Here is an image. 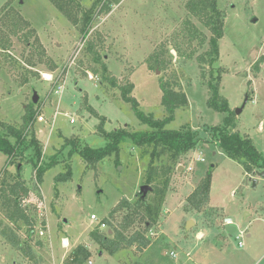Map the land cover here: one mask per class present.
Instances as JSON below:
<instances>
[{"label":"rangeland","instance_id":"374dc122","mask_svg":"<svg viewBox=\"0 0 264 264\" xmlns=\"http://www.w3.org/2000/svg\"><path fill=\"white\" fill-rule=\"evenodd\" d=\"M9 1L0 0V33L10 41L8 50L0 49V136L9 137L14 143L13 132L23 129L26 109L38 111L26 144L32 139L37 141L41 151L39 166L54 161L55 164L45 173L43 181L38 182L32 162L36 161L33 149L25 152L23 158L10 159L8 167H5L8 156L0 152V191L3 182L7 185L13 182L11 178L18 175L21 167L22 184L17 197L22 203L26 201L35 222L33 226L14 224L0 205V233L4 227L13 229L23 243H30L36 254V260L31 262L11 248V244L6 248L7 241L0 234V263L71 264L72 252L84 246L91 253L85 264L89 261L93 264H250L255 255H249L247 234L243 239L246 245L240 248L238 232L231 235L223 228L224 211L235 225L240 221L239 231L244 230L251 219L244 221L242 210L245 209L241 207L262 201L264 204V180H260L257 188L253 187L243 165L227 156L212 131L213 127L223 125L227 114L218 113L207 104L212 97L211 74L208 65L201 64L198 57L209 50L212 34L188 10L190 0H77L83 10L91 11L93 18L85 40L80 31L82 22L75 26L50 0H13L12 10L31 23L35 34L29 35L32 31L29 28L20 29L16 35L11 33L6 18L16 14L2 9ZM105 2L111 4L109 14L101 10ZM217 4L224 25V36L219 41L220 60L215 65L222 74L220 94L234 112L248 98L242 113L231 119L235 124L230 131L252 138L258 151L264 154V133L258 127L259 121L264 122V62L259 68L256 66L264 56L261 53L264 0H217ZM26 35L28 41L24 40ZM89 42L107 65L108 76L117 80L118 87L134 85L131 95L143 112L153 114L156 119L167 115L161 104L162 80L178 82L187 95L188 105L176 111L175 120L166 129L177 131L189 125L197 135V147L178 155L158 148L153 156L152 148L136 146L127 139L121 145L119 157L112 155L94 166L79 154L69 157L76 143L80 148L97 149L106 145L99 129L101 117L105 119L106 132L152 131L135 117L131 106L123 101L120 89L103 81L101 65L93 62V55L87 50ZM163 51L168 65L157 69L150 57ZM52 64L57 66L54 71L50 69ZM93 70L98 74L94 75ZM46 75L51 79H46ZM35 95H38L37 103L33 102ZM40 117L43 122L39 121ZM238 121L249 135L241 133ZM152 160L159 177L149 185L152 188L146 196L149 213L144 210L143 218L138 217L125 232L128 237L143 233L150 245L144 251L134 246L114 256L106 253L100 257V246L90 234L108 220L109 226L101 233L114 237L109 230L120 227L129 211L119 209L110 216L111 212L124 199L135 205L141 196L140 188L148 185L146 179ZM68 168L72 178L57 183L56 177L67 173ZM168 168L171 174L165 176L162 173ZM210 169L212 203L220 208L209 203L201 212L191 210L188 199ZM167 179L169 185L164 195L155 194L154 186L163 187ZM92 215L97 216L93 223ZM186 218L196 221L189 230ZM251 225V229L262 228L263 221ZM199 231L208 233L204 238L199 233L197 239ZM216 233L229 241V250L201 242L214 241L218 237ZM64 240L68 241V248L63 246ZM4 248L8 250L5 252ZM172 251L177 253L174 259Z\"/></svg>","mask_w":264,"mask_h":264},{"label":"trees","instance_id":"16d2710c","mask_svg":"<svg viewBox=\"0 0 264 264\" xmlns=\"http://www.w3.org/2000/svg\"><path fill=\"white\" fill-rule=\"evenodd\" d=\"M50 2L75 26H79L80 22H82L80 31L83 34V39H87L93 21V18L90 16L91 11L83 10L77 0H50ZM12 3L13 0L9 1L2 8L10 9V12H14L16 14V17H11L9 19L6 18V22H8L6 27L11 33L15 35L20 29L29 28L32 30L29 32V35H34L35 30L32 28L31 23L22 17L18 11L15 12L12 10L14 9L12 7ZM110 5L111 4L109 2L103 3L101 9L102 12L109 14L111 11ZM187 8L191 14L197 17L204 27L207 28L212 34V37L209 40V50L203 56L198 57V61L201 64L208 65L210 69L211 80L209 83V89L211 91L212 97L207 103L208 107L218 113L227 114V116L224 118L223 125L213 127L212 131L214 135L217 136L219 145L227 154V156L243 165L245 173L248 175H253L256 171L264 170V155L258 151L250 138L243 137L238 132L232 133L230 131V129L235 124L234 120L231 121V119L236 113L231 110L227 99L223 98L220 94V82L222 80V74L221 71L215 67V65L220 60L219 41L224 36V25L221 21L222 14L218 8L217 0H190ZM80 14L81 18L79 17ZM16 21H18V23H16ZM29 35L25 36V41H28ZM203 43L204 41L201 42V44ZM9 47L10 41L8 40L7 36H4V33H0V49L5 48L8 50ZM176 48L177 51L181 53L180 48ZM87 50L93 55V62L97 65H101L103 81L108 82L114 88H117V80L111 76H108V67L106 64L102 63L101 55L95 50V45L89 42ZM163 54H165L164 51L162 54L156 53L150 57V60L154 63V66L157 69H165L168 65ZM263 62L264 56L256 62L257 68H259ZM56 68V64H52L50 66L52 71H54ZM93 74L97 75L98 71L93 70ZM118 88L121 91V97L123 101L131 106L135 117L142 124L148 125L152 131L129 132L126 129H120L106 132L104 129L105 119L104 117H101L100 119L102 122L99 125V129L105 138L106 145L97 149L88 146L80 148L75 142L76 144H73L74 147L69 152V157L79 154L84 160L94 166L112 155L119 157L121 145L127 139H130L136 146L152 148L153 156L155 155V152L158 148L171 150L178 155L181 153H187L197 147L199 142L197 135L193 130H191L189 125H185L182 127V129L177 131L166 129V127L175 120L176 111L185 108L188 105L187 95L180 89L181 86L178 82L170 83L169 81L164 82L163 80L161 82V90L163 93L161 104L165 108L167 114L164 119H156L153 114H147L141 110L139 102L131 95L134 90V85L127 84L125 86H119ZM37 114L38 111H35L32 108L26 109L23 129L13 132L12 137L15 138L16 141L13 143L9 137L0 136V152L8 156V163L5 166L8 167L11 163L10 159H15L17 156L23 158L25 152L33 149L35 152L34 156H36V161H32L36 170L35 175L38 182H42L45 173L54 167L55 161L48 163L45 166H39L37 162L41 157V151L37 141L32 139L26 144L27 135L29 134L28 132H30V130L33 128L36 122ZM3 172L4 170L2 173ZM21 173L22 168L18 167V175L14 178H11L13 182L8 183V185L7 183L5 184V182H3L4 185H2L0 191V205L6 210V218L12 223L17 224L18 222H22L28 226H33L35 224L33 216L27 212L28 209L24 207L22 202L19 201L17 197L19 187L22 184L20 182ZM162 174L169 176L171 174V170L169 168L164 169ZM158 175L159 171L153 165L152 160L148 169L146 183L148 185L155 183L158 180ZM71 178L72 171L70 168H68L67 173L60 174L56 177V182H68ZM168 185L169 179L164 181L163 187L155 185L153 192L157 195H164ZM211 186L212 170L210 169L207 172L206 177L201 181L200 185L188 199V205L191 210L201 212L208 206L210 202ZM119 209H126L129 211V214L124 217L120 227L112 229L114 232V237L110 238L106 235H103L97 228L90 234L91 239L100 246L101 252L106 251L112 256L121 250L134 246H137L139 250L144 251L150 245V240L147 239V237H145V235L141 232H136L130 237H128L125 232H127L128 229L137 221L138 217L141 218V214L144 210H149V205L146 201V198H143L142 195L139 196L135 205L124 199L111 212L110 216H113L114 213ZM103 223H107L108 225L110 224L108 220L104 221ZM145 226L147 229H149L147 222H145ZM0 234L9 244L13 246V248L19 251L24 258L30 260L31 262L36 260V254L29 245L30 243H23L13 229L4 227ZM38 245L41 246L42 243L38 242ZM90 257L91 253L86 247L78 246L77 249H75L70 255V260H73L71 264H85V262H87Z\"/></svg>","mask_w":264,"mask_h":264},{"label":"crops","instance_id":"0c3cea01","mask_svg":"<svg viewBox=\"0 0 264 264\" xmlns=\"http://www.w3.org/2000/svg\"><path fill=\"white\" fill-rule=\"evenodd\" d=\"M261 53L262 54H264V46H263V48H262V51H261ZM258 56V54L256 55V57ZM263 66H264V63H263V65H262V69H263ZM261 77V76H260ZM259 77V78H260ZM229 102V101H228ZM230 105V104H229ZM231 107V106H230ZM246 107V106H245ZM232 108V107H231ZM232 110V109H231ZM170 125V124H169ZM237 125H238V127H239V129H240V131H241V133L243 134V133H245V134H247V135H249V133L248 132H245L244 130V128H243V126H242V124L240 123V121H238V123H237ZM258 127H259V131H262L263 133H264V122L263 121H259V124H258ZM252 141H253V143H254V140L252 139V138H250ZM254 145H255V143H254ZM256 147V146H255ZM257 148V147H256ZM260 152V151H259ZM261 153V152H260ZM262 154V153H261ZM262 155H264V154H262ZM200 159L201 160H203V161H205V159H203L201 156H200ZM259 171H263V170H259ZM244 174H246L247 175V177H248V174L247 173H244ZM249 176H252V177H255L254 176V174L253 175H249ZM257 178V183H256V187L255 188H257L258 187V183L260 182V180H264V179H261V178H258V177H256ZM250 180H251V178H250ZM249 180V181H250ZM212 185H213V182H212ZM212 190H213V186H211V192H210V206L211 207H216V208H220V207H217V206H215L214 205V203H212V196H211V193H212ZM244 203H247V202H244ZM257 203V204H256ZM254 205L251 203L250 205H242L243 207H241V209H245V210H242V212L245 214V217H244V221L246 222V221H248L249 219H251V220H249V223H248V225L247 226H245V232H246V237H247V239L250 241V246H249V249H248V251H249V255H255L254 256V259L256 260L257 259V261H255L254 259L251 261V263L250 264H259V262H263V264H264V204H263V201L262 202H256ZM247 207V208H246ZM260 208H262V210H259ZM187 212V211H186ZM188 213V212H187ZM224 215H226L225 217H224V219H223V221H225V219H231L233 222H234V220H233V218L231 217V216H229V214H228V212L227 211H224ZM97 217V216H96ZM261 219H262V221H263V226H262V228H260V227H258V226H256V227H254L253 229H251L253 226L251 225L253 222L255 223V222H260L261 221ZM185 221H193L192 219H188V218H186L185 219ZM91 222L93 223V222H95V221H92V219H91ZM244 222V223H245ZM243 223V222H242ZM194 224H196V221H193V225ZM241 225L242 224H240V221H239V223L237 224V225H235V227L237 228V229H240L239 227H241ZM226 227H228V226H226L225 224L223 225V228H224V230L226 231ZM249 228V229H248ZM250 230V231H249ZM222 232V231H221ZM109 233H111V231H109ZM114 232L112 231V233L111 234H113ZM199 233H201V234H203V237L202 238H204L205 237V235H207V233L208 232H198V235H197V239H199ZM236 233V232H235ZM234 233V234H235ZM229 234V233H228ZM219 234L218 233H216V235H215V237L216 236H218ZM65 241V240H64ZM198 241V240H197ZM201 242H204V243H209L210 245H212V246H214V247H217V248H221V250H222V248H224V249H228V247H229V241L228 240H226L225 238H223V236H221V237H217V238H215L214 239V241L213 240H210V239H205L204 241L202 240ZM244 242V241H243ZM245 243H244V246H242V247H240L239 246V243H238V246L240 247V248H244L245 247ZM6 248H8V247H10L11 245L7 242V245L5 244L4 245ZM68 247H69V243H68ZM11 248H13V246H11ZM5 249V248H4ZM8 249H5L4 251L6 252ZM229 250V249H228ZM2 252V251H1ZM15 252H16V250H15ZM107 252H100L98 255L100 256V257H102V256H104L105 254H106ZM108 254V253H107ZM171 254V256L173 257V259L174 258H176L177 257V253H175V252H171L170 253ZM173 254V255H172ZM19 258H20V256H18ZM7 259V258H6ZM1 264V263H0ZM88 264H93V261H89L88 262Z\"/></svg>","mask_w":264,"mask_h":264},{"label":"water","instance_id":"95a60500","mask_svg":"<svg viewBox=\"0 0 264 264\" xmlns=\"http://www.w3.org/2000/svg\"><path fill=\"white\" fill-rule=\"evenodd\" d=\"M34 103H37L38 102V95H35L34 96V100H33ZM248 103V98H246L243 106L240 108V109H236V114L237 115H240L244 109V107L247 105ZM254 176L255 177H251V180L253 181V187H256V183H257V178H261V179H264V170L263 171H256L254 173ZM152 191V188L149 186V185H143L141 188H140V191L139 193L142 195L143 198H146L147 194ZM193 226V221H188L187 223V229L189 230L191 227ZM237 228L235 226H228L226 227V231L233 235L235 232H236ZM112 233V231H111Z\"/></svg>","mask_w":264,"mask_h":264},{"label":"built area","instance_id":"2783aa9c","mask_svg":"<svg viewBox=\"0 0 264 264\" xmlns=\"http://www.w3.org/2000/svg\"><path fill=\"white\" fill-rule=\"evenodd\" d=\"M39 121L40 122H43L44 121V119H43V117H40L39 118ZM200 160V159H199ZM248 177H252V176H249L248 175ZM24 206H25V208H27V205H25L26 204V201L25 200H23V203H22ZM34 206V205H33ZM33 208H35V211H37V206L35 205ZM38 208H39V210L41 209V205H39L38 206ZM42 210V209H41ZM27 212H28V210H27ZM41 212L39 211V214H40ZM91 219H92V221H96L97 220V217H96V215H92L91 216ZM224 224L226 225V226H235V223L231 220V219H225V221H224ZM107 225L108 224H106V223H100L99 224V226H98V230L101 232V230L103 229V228H106L107 227ZM109 226V225H108ZM240 229H237L236 230V233L238 232V236H237V238L240 240L239 241V246L240 247H242V246H244V242H243V239H244V237H245V235H246V233H245V231L244 230H241V231H239ZM109 231H112L111 229L109 230ZM43 232H41L40 233V235L41 236H43ZM63 246H64V243H63ZM173 255V254H172Z\"/></svg>","mask_w":264,"mask_h":264},{"label":"bare ground","instance_id":"6f19581e","mask_svg":"<svg viewBox=\"0 0 264 264\" xmlns=\"http://www.w3.org/2000/svg\"><path fill=\"white\" fill-rule=\"evenodd\" d=\"M45 78H46V79H51V77H50L49 75H46ZM201 237H202V236H201ZM201 237H200V238H201ZM64 246H65L66 248H68V241H67V240L64 241Z\"/></svg>","mask_w":264,"mask_h":264}]
</instances>
